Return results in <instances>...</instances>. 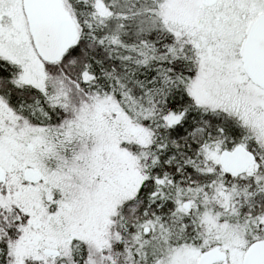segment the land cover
I'll use <instances>...</instances> for the list:
<instances>
[{
	"label": "snow or ice",
	"instance_id": "snow-or-ice-1",
	"mask_svg": "<svg viewBox=\"0 0 264 264\" xmlns=\"http://www.w3.org/2000/svg\"><path fill=\"white\" fill-rule=\"evenodd\" d=\"M0 264H264V0H0Z\"/></svg>",
	"mask_w": 264,
	"mask_h": 264
}]
</instances>
